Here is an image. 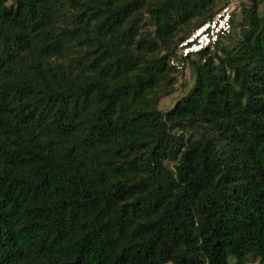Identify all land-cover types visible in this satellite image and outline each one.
I'll return each mask as SVG.
<instances>
[{
    "label": "trees",
    "instance_id": "1",
    "mask_svg": "<svg viewBox=\"0 0 264 264\" xmlns=\"http://www.w3.org/2000/svg\"><path fill=\"white\" fill-rule=\"evenodd\" d=\"M226 4L0 0V264H264L256 5L159 108L177 44Z\"/></svg>",
    "mask_w": 264,
    "mask_h": 264
},
{
    "label": "built area",
    "instance_id": "2",
    "mask_svg": "<svg viewBox=\"0 0 264 264\" xmlns=\"http://www.w3.org/2000/svg\"><path fill=\"white\" fill-rule=\"evenodd\" d=\"M232 21L233 9L231 4L223 5L212 18L194 28L191 33L179 41L169 57L170 65L178 71L184 70L189 57L195 58L213 48L232 32Z\"/></svg>",
    "mask_w": 264,
    "mask_h": 264
},
{
    "label": "rangeland",
    "instance_id": "3",
    "mask_svg": "<svg viewBox=\"0 0 264 264\" xmlns=\"http://www.w3.org/2000/svg\"><path fill=\"white\" fill-rule=\"evenodd\" d=\"M231 7L233 9V17L235 22H240L243 19V10L252 9L254 5L257 6V11L263 15L264 14V0H230ZM237 30H234V33ZM234 33L229 39H226L227 45H234L237 42ZM175 92L165 98H163L159 103V108L163 111L171 109L177 100L189 94L196 83V73L195 70L189 65L184 71L175 73ZM245 264H260L259 259L254 257H249L244 262ZM172 264V263H168Z\"/></svg>",
    "mask_w": 264,
    "mask_h": 264
}]
</instances>
